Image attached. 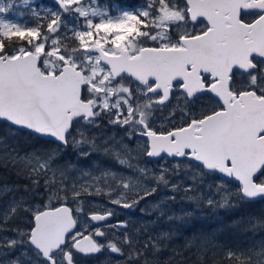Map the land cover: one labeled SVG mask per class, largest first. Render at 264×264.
<instances>
[{
  "label": "snow or ice",
  "instance_id": "6c2138e0",
  "mask_svg": "<svg viewBox=\"0 0 264 264\" xmlns=\"http://www.w3.org/2000/svg\"><path fill=\"white\" fill-rule=\"evenodd\" d=\"M55 5L0 0V129L23 140L0 136V166L24 181L0 188L12 194L0 212V264H264V238L220 250L193 237L176 248L172 233L113 221L161 187L213 209L264 202V0ZM26 14L33 22H21ZM66 148L76 162L60 159ZM181 172L193 183L171 180ZM205 176L219 199L201 196ZM240 230L264 231V209Z\"/></svg>",
  "mask_w": 264,
  "mask_h": 264
},
{
  "label": "trees",
  "instance_id": "16d2710c",
  "mask_svg": "<svg viewBox=\"0 0 264 264\" xmlns=\"http://www.w3.org/2000/svg\"><path fill=\"white\" fill-rule=\"evenodd\" d=\"M108 127L109 125L103 126V133L105 135H111ZM0 136L4 137L8 145L23 143V140H16L7 129H0ZM22 153L23 149H21V154ZM93 156L97 157L99 162L106 167H111L113 170L119 168V165H116L109 157L98 153H94ZM60 159L64 162H76L79 157L76 156L75 152L71 148H66L61 152ZM192 173L195 174L194 169L192 170ZM211 178L216 179L215 177ZM189 179L193 183L190 176ZM203 182L204 184L208 182L205 180V177ZM23 183L24 181L17 179L14 171L10 167L4 168L0 166V188H2L5 184L19 185ZM199 185L197 186L199 187ZM200 188L202 187L200 186L199 189ZM19 194L20 193H17V195ZM11 195V193H7L0 196V212H2L4 206L7 205ZM155 195L163 196L164 201L160 203L154 211L148 208V214L146 213L143 215L140 207L145 203V201H141L140 206L136 208L138 212L130 215L131 220H133L131 222L137 227H141V225L145 226V235H159L162 232L172 233V239L169 243L173 247L180 248L186 245L188 241L192 240L193 237H203L220 250H236L253 243V241L258 242L260 239L264 238V231H257L254 236L251 232H244L240 230L242 222L246 223L250 215H256L261 211V209H264V202L251 206L241 205L238 208L227 210L210 208L201 201H189L182 199L183 196L178 190L172 192L171 190L161 187ZM173 195L176 197L175 200L167 199V197ZM215 196L219 199V196L216 195V193ZM42 198L43 197H37L36 202L39 203ZM86 199L100 202L98 207H102L103 204L106 203L103 196L86 197ZM161 210L164 212V215H160ZM188 213H190V215H187ZM168 216L178 217L179 219L169 220ZM21 226H23V224H21ZM185 255H187V253H185ZM101 258H104V255L100 256V259ZM220 264H229V262L227 260H221Z\"/></svg>",
  "mask_w": 264,
  "mask_h": 264
},
{
  "label": "rangeland",
  "instance_id": "374dc122",
  "mask_svg": "<svg viewBox=\"0 0 264 264\" xmlns=\"http://www.w3.org/2000/svg\"><path fill=\"white\" fill-rule=\"evenodd\" d=\"M142 1H147V0H142ZM143 2V4H141V5H139V6H137L136 8H141V7H143L144 6V4H146V2L144 3ZM41 3H42V5L43 6H46V7H48V8H55L56 7V5H55V0H41ZM135 8V7H134ZM16 10L14 9L13 10V13H9L8 15H9V17L10 18H12V19H14V20H18V21H20L21 20V18L19 17V16H17V15H14V12H15ZM21 22H29V23H31V22H33L32 21V19L26 14L25 15V17L23 18V21H21ZM118 167H120V166H118ZM148 167L149 168H152V169H154V170H156V171H159V169L160 168H162V167H167V164L165 163V164H156V165H151V164H149L148 165ZM195 170V169H194ZM85 179H87V178H85ZM204 179V178H203ZM171 180L173 181V182H179L180 183V185H181V188H183V186H186V185H189V184H192V182L190 181V179H189V176L187 175V174H185L184 172H181V174L179 175V176H172L171 177ZM205 180L206 181H208V182H206V184H204V182L203 183H201L200 185H199V187L201 186L202 188H200V194H201V196H203V197H206V196H209V195H215V193H214V191H215V187H214V185H215V183L217 182V180L216 179H214V178H211V177H206L205 176ZM212 180H216V181H212ZM214 183V184H213ZM209 185H213V187L210 189L209 188ZM227 187H228V189H230V190H232V189H234V187H235V184H228L227 185ZM214 188V189H213ZM168 190H170V189H168ZM178 191L179 192H181V195L182 196H184L185 195V192L184 191H182V190H180V189H178ZM115 194V193H114ZM188 195H191V193H187ZM153 197V198H152ZM101 201V200H100ZM164 201V197L163 196H157V195H153V196H151V197H148V201L147 202H145L143 205H141V207L142 208H144L145 209V211H143L142 212V215L143 214H146L147 213V211H148V208H150L151 210H153L154 211V209H156V207L160 204V203H162ZM37 204H39L38 202H36ZM110 207H113V208H117V206H115V205H111ZM140 207V208H141ZM138 212V210L137 209H135L134 211L133 210H129V209H118L117 208V216L118 217H124L125 218V220H130V221H133V220H131V217H130V215H132V214H134V213H137ZM148 214V213H147ZM105 255V254H104ZM104 258H101V260H103Z\"/></svg>",
  "mask_w": 264,
  "mask_h": 264
},
{
  "label": "flooded vegetation",
  "instance_id": "af4514ba",
  "mask_svg": "<svg viewBox=\"0 0 264 264\" xmlns=\"http://www.w3.org/2000/svg\"><path fill=\"white\" fill-rule=\"evenodd\" d=\"M143 2L144 1H142V0H98V3L100 5H102L103 7H105V8H107L109 6H113V7L120 6V7H126V8H129V9H132L134 7L136 8L137 6L143 4ZM145 2L147 3V1H145ZM111 127L112 126L109 125V127H108L109 130H110ZM112 134H114V133L111 132V135ZM165 163L167 164V167L171 166L170 159H169V161H164V160H160L159 162H152L151 161L149 164H151V165L159 164L160 165V164H165ZM119 219L125 220L124 217L119 218L117 215L113 217V221H116V220H119Z\"/></svg>",
  "mask_w": 264,
  "mask_h": 264
},
{
  "label": "water",
  "instance_id": "95a60500",
  "mask_svg": "<svg viewBox=\"0 0 264 264\" xmlns=\"http://www.w3.org/2000/svg\"><path fill=\"white\" fill-rule=\"evenodd\" d=\"M170 159V158H169ZM159 159H153L152 162H159ZM220 179H225L224 177L220 176ZM232 183H235L234 181ZM103 254H101L102 256Z\"/></svg>",
  "mask_w": 264,
  "mask_h": 264
}]
</instances>
